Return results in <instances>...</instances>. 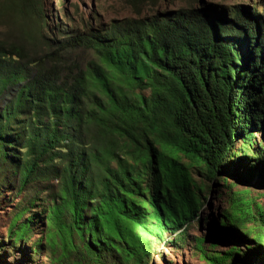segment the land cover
Masks as SVG:
<instances>
[{
	"label": "trees",
	"instance_id": "1",
	"mask_svg": "<svg viewBox=\"0 0 264 264\" xmlns=\"http://www.w3.org/2000/svg\"><path fill=\"white\" fill-rule=\"evenodd\" d=\"M42 1L0 0V181L15 176L16 194L42 186L22 195L9 240L38 220L32 249L56 264H147L165 231L185 242L204 205L210 186L191 173L231 189L219 174L239 164L264 186V12L180 8L50 40ZM250 191L228 192L218 225L240 229L246 251L195 236L208 264H251L252 252L264 264Z\"/></svg>",
	"mask_w": 264,
	"mask_h": 264
},
{
	"label": "rangeland",
	"instance_id": "2",
	"mask_svg": "<svg viewBox=\"0 0 264 264\" xmlns=\"http://www.w3.org/2000/svg\"><path fill=\"white\" fill-rule=\"evenodd\" d=\"M60 1L63 2V7L60 6ZM148 1L140 0L139 3L138 1L131 2L129 0H43L42 14L48 24L42 29V32L50 40H54L61 38L62 35L87 32L89 28L99 27L102 31L111 19L171 13L180 8L200 9L203 7L207 12L215 13L217 11H231V8L238 5L248 9L255 8L260 13L264 12V0ZM7 26L5 17L0 18V36L7 29ZM40 32L41 30L38 32V36ZM39 37L42 38V36ZM76 56L81 63L91 57L87 50L81 48L77 49ZM232 169L231 173L219 174V178L225 177L227 181L232 183L230 184L231 189L222 186V182L217 179L212 180L203 177L200 172L191 173V177L197 183L204 181V184L210 186L202 191V196L205 197L204 205L200 208L197 218L186 226L185 242L177 244L174 240L177 232L165 231V240L156 245L155 251L147 260V264H208L207 260L194 248L195 236H203L205 244L213 247L214 252L224 253L230 246H239L243 251H246L245 245L247 244L240 241L242 231L237 229L236 232H225V229L218 227L219 219L223 211H226L229 206V191L249 188L251 189L249 196L255 199L258 204L264 206V186L258 184L256 180H242L239 174V171H241L239 164L232 166ZM41 187V185L38 186L40 190ZM15 190V176H11L10 181L6 182L4 178L0 181V264H56V262L50 261L48 258L49 252L47 253L45 249L38 252L32 249L40 239V222L38 220H36L34 228L24 238L18 239L14 243L12 239H8L9 223L12 214L16 211L18 202H21L26 196L34 197L40 191L30 189L16 194ZM39 195H42V197L36 200L37 203L44 198L46 199L48 193L44 190ZM30 213L25 211L23 215L27 216ZM210 235L217 236L219 240L212 242ZM250 244L251 242L248 243V245ZM248 255L247 259L250 263L257 264L259 258L257 252ZM111 263V260L108 259L106 264Z\"/></svg>",
	"mask_w": 264,
	"mask_h": 264
}]
</instances>
